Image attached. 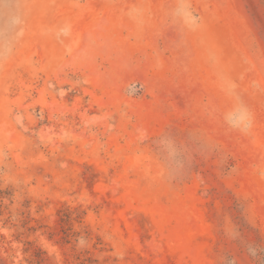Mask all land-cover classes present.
Here are the masks:
<instances>
[{
    "label": "rangeland",
    "instance_id": "rangeland-1",
    "mask_svg": "<svg viewBox=\"0 0 264 264\" xmlns=\"http://www.w3.org/2000/svg\"><path fill=\"white\" fill-rule=\"evenodd\" d=\"M0 264H264V0H0Z\"/></svg>",
    "mask_w": 264,
    "mask_h": 264
}]
</instances>
